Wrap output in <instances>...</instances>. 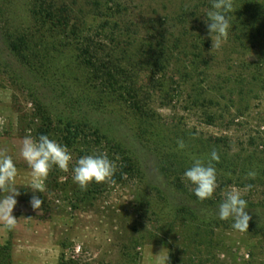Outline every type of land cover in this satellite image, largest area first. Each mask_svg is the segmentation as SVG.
<instances>
[{"label": "rangeland", "instance_id": "obj_1", "mask_svg": "<svg viewBox=\"0 0 264 264\" xmlns=\"http://www.w3.org/2000/svg\"><path fill=\"white\" fill-rule=\"evenodd\" d=\"M60 1H66L77 16L74 20H85L88 28L98 27L107 18L128 23L109 27L124 35L107 47L116 52L113 63L131 69L137 77L138 98L147 113L133 110L116 92L101 93L73 48H61L48 60L54 67L48 74L25 66L9 48L6 33L29 26L30 2L0 0V154L12 156L18 169L16 219L31 220L32 228L49 226L53 241L60 245L57 264L62 260V264H170L184 221L183 217L177 220L174 211L186 207L199 221L216 228L217 250H211L217 258L213 264H264V174L255 185L247 180L227 185L217 181L213 198L200 202L173 186V179L162 171L160 155L162 146L177 148L178 140L189 146L228 136L227 147L220 146L223 150L264 159V0H234L229 35L213 51L204 14L211 9V0ZM161 25L186 33L195 53L189 59L176 50L168 69L150 72L131 59L138 46L153 36L146 27ZM99 94L101 106L96 104ZM37 103L57 125L89 122L112 146L127 152L139 173L121 177L116 170L112 181L93 183L82 191L73 183L71 166L67 172L54 167L45 181V192L35 193L44 203L34 210L30 206L33 193L28 188L31 170L20 148L24 136L35 137L41 123ZM93 147L92 152L108 149L105 145ZM83 149L68 148L72 164L83 156ZM202 151L199 145L190 161L203 160ZM113 159L117 166L118 159ZM184 183L193 194L192 186ZM231 188L247 200L249 224L259 231L251 226L245 232L232 231L227 221L218 219L217 206ZM20 202L28 213L19 211ZM10 234L7 243L11 252L0 253V264L13 262L16 229ZM26 237L32 241L30 231ZM78 244L84 254L72 259L71 252ZM48 251L45 244L43 253ZM44 264H51L47 256Z\"/></svg>", "mask_w": 264, "mask_h": 264}, {"label": "trees", "instance_id": "obj_2", "mask_svg": "<svg viewBox=\"0 0 264 264\" xmlns=\"http://www.w3.org/2000/svg\"><path fill=\"white\" fill-rule=\"evenodd\" d=\"M29 2V26L24 31L6 33L9 48L23 61L25 66L48 74L50 70H54L53 65L48 60H51V57H56L53 55L61 52V48H73L78 52L77 57L82 60V66L89 69L90 78L98 83V87H101V93L107 90L116 92L123 99H126L127 104L130 103L129 106L133 110L139 111L141 115L147 113L138 98L137 77L132 74L131 69L125 68L121 64L115 65L112 60H117L116 52L107 47L109 42L110 44H112L111 42L116 43L124 35V32H115L109 27L113 24L119 26V23L127 25V22L120 20L117 22L107 18L98 27L88 28L85 20H74V17L77 16L74 15L66 1L29 0ZM173 21L176 22L175 19ZM136 27L141 28L139 25ZM146 28L149 33L152 32L153 36L138 46L131 60H137L140 65L146 66L150 72L157 69H168L171 66V62L168 61L176 50L180 56L185 55L189 59L195 53L193 52L195 50L189 45V41H186V33L180 32L177 28L169 30L170 28L162 25L153 28L147 26ZM183 30L185 31V27ZM96 104L103 105V97L100 94ZM36 106L41 117V123L35 130V138L45 134L51 139L57 138L69 149L77 146L83 147L85 148L81 154L83 156L98 152L106 153L112 160L116 156L118 159L116 170L121 177L135 176L139 173L133 160L127 156V152L117 145L112 146L107 137L89 122L74 123L69 121L59 122L57 125L50 113L40 103H37ZM213 140L199 144L190 143L189 146L185 144V148L182 150L178 148V145L177 148L172 145L162 146L160 155L163 173L166 177L173 179L172 184L177 190L193 200L198 199L194 194L188 192L181 175L183 169L192 165L193 160L190 161L189 156L199 145L203 147L202 156L205 162H207L213 149L219 153V162H213V164L217 171V181L224 183V185L227 183L238 184L246 180L250 185H255L264 174V159L261 160L254 155L241 157L240 154H230L223 150L224 148H220V146L227 147L228 136ZM104 145L108 146V149H98L92 152L93 146L102 147ZM249 172H254L255 176L250 177ZM217 199L214 204L217 203ZM174 215L177 220L183 217L182 220L184 221L181 223L183 229L180 231L178 249L177 252H171L170 264H213L212 260L217 258L211 250H217L214 241L215 236H217L215 226L210 222L199 221L198 215L186 207L176 208ZM226 224L228 227L231 226L230 221H227ZM250 226L253 231H259V228L253 224H249V228ZM229 228L234 231L232 227ZM2 251L4 255H10V244L0 246V253ZM62 263L63 260L60 264Z\"/></svg>", "mask_w": 264, "mask_h": 264}, {"label": "clouds", "instance_id": "obj_3", "mask_svg": "<svg viewBox=\"0 0 264 264\" xmlns=\"http://www.w3.org/2000/svg\"><path fill=\"white\" fill-rule=\"evenodd\" d=\"M234 0H211V9L205 12L206 27L212 40V51L219 49L222 41L229 35L231 13ZM180 150L185 148L183 140L177 141ZM20 155L31 170V180L28 188L33 193L30 206L34 210L41 209L44 201L35 193L45 192V181L50 171L55 167L61 171H72L73 183L82 191H87L89 185L102 184L112 181L116 173L115 162L102 152L81 156L72 164V155L67 146L41 134L38 138L25 135L20 148ZM220 155L213 149L205 162L194 159L187 168L182 179L192 186V192L200 202L212 199L217 188V171L213 162H219ZM18 175L16 164L10 155L0 154V224L12 230L16 227L17 219L13 211L17 205L16 197L20 191L15 187ZM254 177V172H249ZM8 194L5 196L4 193ZM248 202L236 188L228 190L217 206L216 215L221 221H230L233 230L248 231L250 215L246 211Z\"/></svg>", "mask_w": 264, "mask_h": 264}, {"label": "crops", "instance_id": "obj_4", "mask_svg": "<svg viewBox=\"0 0 264 264\" xmlns=\"http://www.w3.org/2000/svg\"><path fill=\"white\" fill-rule=\"evenodd\" d=\"M19 211L28 213L24 202H20ZM32 221L19 217L16 224L17 239L13 245L12 264H44L45 257L50 259L51 264L58 263L60 245L53 241L49 226L41 225L32 228ZM31 232L32 241L26 240V234ZM10 230L0 224V246L5 245L10 239ZM47 246L48 252L43 253V247ZM31 249V250H30Z\"/></svg>", "mask_w": 264, "mask_h": 264}, {"label": "built area", "instance_id": "obj_5", "mask_svg": "<svg viewBox=\"0 0 264 264\" xmlns=\"http://www.w3.org/2000/svg\"><path fill=\"white\" fill-rule=\"evenodd\" d=\"M71 253H72L71 258L76 259L77 257L82 256L84 254V251H83L82 246L78 244L73 247V250Z\"/></svg>", "mask_w": 264, "mask_h": 264}]
</instances>
